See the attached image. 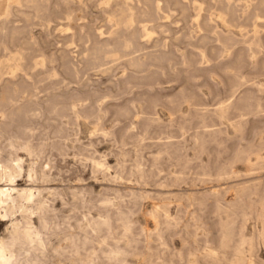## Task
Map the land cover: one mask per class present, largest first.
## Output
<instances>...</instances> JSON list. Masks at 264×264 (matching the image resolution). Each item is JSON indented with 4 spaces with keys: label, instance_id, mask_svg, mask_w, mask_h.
I'll return each mask as SVG.
<instances>
[{
    "label": "rangeland",
    "instance_id": "1",
    "mask_svg": "<svg viewBox=\"0 0 264 264\" xmlns=\"http://www.w3.org/2000/svg\"><path fill=\"white\" fill-rule=\"evenodd\" d=\"M38 1L0 0V161L37 196L0 241L31 220L45 242L17 241V264H215L225 221L223 264L242 237L264 264V0Z\"/></svg>",
    "mask_w": 264,
    "mask_h": 264
},
{
    "label": "bare ground",
    "instance_id": "2",
    "mask_svg": "<svg viewBox=\"0 0 264 264\" xmlns=\"http://www.w3.org/2000/svg\"><path fill=\"white\" fill-rule=\"evenodd\" d=\"M22 2V1H21ZM32 2V1H31ZM37 2H39L37 0ZM34 3V2H32ZM47 3V2H46ZM128 4V3H127ZM31 5V4H30ZM1 6V5H0ZM36 7H39V6H36ZM41 7V6H40ZM45 8V7H44ZM203 8V7H202ZM229 8V7H228ZM48 9V8H47ZM7 10V9H6ZM46 11V10H45ZM126 9L123 10V13L125 14L126 13ZM122 12V11H121ZM39 13V12H38ZM146 14V13H145ZM127 15V14H126ZM122 17V16H121ZM124 17V15H123ZM121 19V18H120ZM2 24V23H1ZM211 24V23H210ZM122 25V23H121ZM2 26V25H1ZM6 26V25H5ZM209 28V27H208ZM260 29V28H259ZM4 30V29H3ZM24 30V29H23ZM258 31V30H257ZM17 32V31H16ZM134 34V33H133ZM255 34V33H254ZM134 36H132V39H133ZM228 37V36H227ZM257 37V36H255ZM258 38V37H257ZM233 40V39H231ZM230 42V41H229ZM5 44V43H4ZM225 44V43H224ZM107 45V43H106ZM105 45V46H106ZM259 44H257L258 46ZM129 44L126 43L124 46H123V50L124 48L128 47ZM3 47V46H2ZM104 47V46H103ZM9 48V47H8ZM121 50V49H120ZM105 49H99L98 50V54L104 52ZM8 53V52H7ZM6 53V54H7ZM10 53V52H9ZM22 54V53H21ZM15 58V57H14ZM17 59V58H16ZM20 60V59H19ZM14 63V62H13ZM2 65V63H1ZM15 65V64H14ZM13 65V66H14ZM16 71V70H15ZM2 72V71H1ZM1 74V73H0ZM14 75V74H13ZM0 78H1V75H0ZM9 84V83H8ZM10 85V84H9ZM8 91V90H7ZM1 93V92H0ZM6 93V92H5ZM3 93V94H5ZM2 95V94H1ZM10 96V95H8ZM2 100L3 101H7V98L2 96ZM8 102V101H7ZM5 104V103H4ZM2 105V104H1ZM5 106V105H4ZM1 107V106H0ZM4 108V107H3ZM226 113V112H225ZM1 134V133H0ZM18 139V138H17ZM19 140V139H18ZM17 142H20V141H17ZM22 143V142H20ZM22 145V144H21ZM20 145V146H21ZM31 145V144H30ZM23 146V145H22ZM25 146V145H24ZM31 147V146H30ZM37 148V147H36ZM29 150H32V149H35V148H28ZM241 154V153H240ZM9 159V158H8ZM243 161V160H241ZM102 162V161H101ZM98 164H101V163H98ZM103 165V164H101ZM191 165V164H190ZM253 165V164H252ZM47 166V165H45ZM49 167V166H48ZM101 167V166H100ZM252 167V166H251ZM22 166L20 164V159L16 160V163L13 164L11 163V161L7 162L6 164H3L1 163L0 161V218L1 217H6L8 216V214L10 212H12L14 209H16L17 207L23 209L24 211H27L28 210V207L27 205H25L23 202L26 201L27 203H30V202H35V199H36V192H35V189L32 188V187H25V188H18L17 185L14 183L15 182V179L17 176H20L22 173ZM221 170V169H220ZM231 170V169H230ZM234 172V171H233ZM222 173V171H221ZM231 173V172H230ZM223 175L226 174V172L222 173ZM229 174V173H228ZM32 175V174H31ZM140 175V174H139ZM233 175V174H232ZM50 176V175H49ZM229 176V175H228ZM223 177V176H222ZM221 177V178H222ZM33 178V177H32ZM228 179V177H227ZM48 180V179H47ZM224 180H225V177H224ZM3 181H6L7 183L2 185V182ZM43 182V181H42ZM243 185V183L241 184ZM260 185V184H259ZM232 187V186H231ZM230 187V188H231ZM37 189V188H36ZM41 189V188H40ZM228 189H229V186H228ZM250 187L249 185H243V186H240V187H237L236 191H237V195H238V198L244 200V198L246 197H249V194L252 195V193L250 192ZM42 190V189H41ZM227 190V189H226ZM259 190V189H258ZM264 190V189H263ZM228 191V190H227ZM255 191V190H254ZM229 192V191H228ZM235 192V191H234ZM258 192V191H257ZM260 192V191H259ZM38 193L39 195L41 194V192L38 190ZM138 193V192H137ZM141 193V192H140ZM74 194V193H73ZM205 194H208V193H205ZM259 194V193H258ZM209 195V194H208ZM219 195V194H218ZM218 195H217V198H218ZM221 195V194H220ZM262 195V193H261ZM260 195V196H261ZM207 196V195H206ZM205 196V197H206ZM135 197V196H134ZM138 197V196H137ZM210 197H213L212 195ZM222 197V196H221ZM146 198V197H145ZM223 198V197H222ZM261 198V197H260ZM202 200V199H201ZM220 200V199H219ZM224 200V199H223ZM221 200V201H223ZM131 201V200H130ZM136 201V200H135ZM256 201V200H255ZM243 202V201H242ZM257 202V201H256ZM40 204V207L41 208H46L45 204H43L42 202H38ZM201 204V203H200ZM217 204V203H216ZM33 205V204H32ZM240 205L242 206V204L240 203ZM261 205L263 206V209H264V201H261ZM35 206V205H34ZM217 206V205H216ZM32 208V206H31ZM34 208V207H33ZM221 208V207H220ZM226 209L224 210H231L229 204L227 207H225ZM221 210V209H220ZM238 210V209H237ZM241 210V209H239ZM15 211V210H14ZM223 211V210H222ZM242 211V210H241ZM234 212V210H233ZM233 212H228V213H231L233 215ZM16 213V212H15ZM35 213V212H34ZM128 213V212H127ZM132 213V212H131ZM224 213V211H223ZM227 213V215H228ZM237 213V212H236ZM125 214V213H124ZM150 217L154 218L155 219V222H156V225H157V230H158V226L159 224L161 223V217L164 218L168 216V212L165 208H162V207H156L154 208L150 213H149ZM103 215V214H102ZM120 215V214H119ZM128 215V214H127ZM226 215V214H224ZM226 215V216H227ZM257 215V213H256ZM255 215V216H256ZM11 216V215H10ZM39 216V214H38ZM46 216V215H45ZM121 216V215H120ZM237 216V215H236ZM103 217V216H102ZM107 217V216H105ZM114 217V216H113ZM127 217V216H126ZM229 217H233V216H229ZM235 217V216H234ZM234 217H233V221H234ZM261 218H263V214L260 215ZM34 218V217H32ZM124 219L123 221V224L125 228H129V224L126 220V218L122 217ZM238 218H239V215H238ZM94 219V218H93ZM97 219V218H96ZM95 219V220H96ZM254 219V218H253ZM34 220V219H33ZM120 220V219H119ZM119 220H116V221H119ZM130 220V219H129ZM228 220V219H227ZM236 220V219H235ZM131 221V220H130ZM173 221V220H172ZM34 222V221H33ZM43 222V221H42ZM122 222V220H121ZM224 222V221H223ZM222 222V224H223ZM226 222V227L225 228V232H224V241L218 245H220L219 247H211L209 250H207L205 256H207L208 258L212 259L214 261L215 264H223V262L226 260V251H227V248L229 247V244H230V240L232 238V227L230 224ZM224 222V223H225ZM231 222H232V219H231ZM237 222V220H236ZM168 223V222H167ZM135 224V223H134ZM232 224V223H231ZM237 224V223H236ZM89 225V224H88ZM106 225H109V219L108 218H103V219H99V220H96V221H93L91 223V228H93L94 230H99L101 229L103 226H106ZM235 225V224H234ZM241 225V224H240ZM162 226V225H161ZM12 243L11 245H8L6 242L4 241H0V264H17V261L14 260V253L12 251V246L17 243V241H20L21 239H24L30 243H32L34 245V248L40 252H43L44 251V248H45V242L40 238L39 236V232H37L35 230V228L33 227L32 225V221L31 220H28V223H27V226H20V223L19 222H13L12 223ZM51 227V226H50ZM122 227V226H121ZM133 227V226H132ZM264 227V226H263ZM107 228V227H106ZM197 228V227H196ZM47 229V228H46ZM86 229V228H84ZM89 229V228H88ZM109 230V227L107 228ZM162 229V227H161ZM235 229V228H234ZM111 230V229H110ZM100 231V230H99ZM98 231V232H99ZM106 231V230H105ZM258 231V230H257ZM95 232V231H93ZM160 232V231H159ZM262 232V231H261ZM86 233V231L84 232ZM100 233V232H99ZM111 233V231H110ZM151 233V232H150ZM153 233V232H152ZM151 233V234H152ZM222 233V232H221ZM259 233V232H258ZM78 234V233H77ZM156 234V233H155ZM158 234V232H157ZM161 234V232H160ZM194 234V233H193ZM77 236V235H75ZM85 236V234H84ZM109 236V235H108ZM123 236V234H122ZM127 236V234L125 235ZM149 236V235H148ZM71 237V236H70ZM74 237V236H73ZM92 238V236H89V238ZM151 237V235H150ZM241 237V236H240ZM255 237V236H254ZM259 237V235H258ZM80 238V237H79ZM85 238V237H84ZM153 238V237H151ZM252 238V237H251ZM70 239V238H69ZM100 239V238H99ZM120 239V238H119ZM253 239V238H252ZM250 239V240H247L246 238H243L242 237V240L240 241V243H238L237 247L234 249L235 250V260L233 261H229V264H245V258H246V254H245V249H244V244L246 242L249 243L246 244L248 246H250V250L249 252L251 253V256L253 257L254 256V252H255V247H254V244H253V240L255 239ZM258 239V238H257ZM90 240V239H89ZM97 240V239H96ZM153 240V239H152ZM198 240V239H197ZM239 240V239H238ZM86 241V240H84ZM94 241V240H93ZM220 241V239H219ZM233 242V240H231ZM71 242V241H70ZM69 242V243H70ZM74 242V241H72ZM76 242V241H75ZM89 242V241H88ZM124 242V241H123ZM196 242V241H195ZM263 242H264V239H263ZM9 243V241H8ZM78 243V242H77ZM237 243V242H236ZM72 244V243H70ZM19 245V244H18ZM26 245V244H25ZM24 245V246H25ZM114 245V244H112ZM23 246V247H24ZM57 246V245H56ZM128 246V245H127ZM64 247V246H62ZM19 248V246H18ZM56 248V247H55ZM106 248V247H105ZM109 248V247H108ZM124 248V247H123ZM122 248V249H123ZM20 249V248H19ZM22 249V248H21ZM25 249V248H24ZM233 248H231L232 250ZM59 250V249H57ZM62 250V249H61ZM125 250V249H124ZM127 250V249H126ZM125 250V251H126ZM21 251V250H20ZM55 251V250H54ZM101 251V250H100ZM128 251V250H127ZM257 251V249H256ZM77 252H79L78 248H77ZM97 252V251H96ZM102 252V251H101ZM107 252V251H105ZM134 252V251H133ZM126 252L118 249V248H111L110 251L107 252L106 254V257L108 258V260L111 262V263H115L118 261V260H123L126 256L125 254ZM129 253V252H128ZM43 254V253H42ZM89 254V253H88ZM100 253H98L97 255H99ZM192 254V253H191ZM190 254V255H191ZM77 255V254H76ZM181 255V254H180ZM80 256V255H79ZM204 256V255H203ZM204 256V257H205ZM257 256H258V253H257ZM98 257V256H97ZM101 257V256H100ZM104 257V255H103ZM206 257V258H207ZM190 258V257H189ZM193 258V257H191ZM207 258V259H208ZM256 258V257H255ZM259 258V257H257ZM70 259V258H69ZM80 259V258H79ZM97 259V258H96ZM203 259V257H202ZM234 259V258H233ZM247 259V258H246ZM231 260V259H230ZM86 261V260H85ZM107 261V260H106ZM105 261V262H106ZM204 261V260H203ZM208 261V260H207ZM256 261H258V259L254 260H251L248 264H257ZM100 262V260L98 261ZM211 262V261H210ZM104 263V262H103ZM149 263V262H147ZM80 264H83V263H80ZM122 264H127L125 263V261H123ZM195 264H199V262L197 260H195ZM227 264V263H226ZM261 264V263H259Z\"/></svg>",
    "mask_w": 264,
    "mask_h": 264
}]
</instances>
